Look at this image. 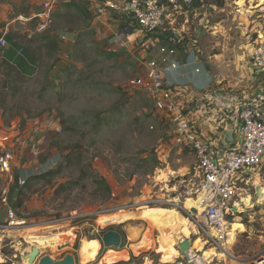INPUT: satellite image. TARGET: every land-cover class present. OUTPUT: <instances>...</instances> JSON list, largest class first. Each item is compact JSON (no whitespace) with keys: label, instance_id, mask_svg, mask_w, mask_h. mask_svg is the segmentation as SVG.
<instances>
[{"label":"rangeland","instance_id":"obj_1","mask_svg":"<svg viewBox=\"0 0 264 264\" xmlns=\"http://www.w3.org/2000/svg\"><path fill=\"white\" fill-rule=\"evenodd\" d=\"M45 1L0 0V38L9 31L8 45L0 47V133L11 134L18 149L12 205L22 188L19 176L28 181L60 164L63 171L50 182L48 177L35 179L27 190L26 201L14 208L22 223L0 229V264H17L15 255L19 252L15 248L30 243L35 246L37 237L69 230L75 237L62 241L58 250L45 249V253L57 259L73 253L79 260L83 240L98 238L102 243L104 233L110 229L123 234L122 246L102 245L97 259L88 264H100L109 249L127 250L129 256H113L107 264H178V240L191 237L185 220L189 210L185 207L189 198H196L192 193L198 184L195 155L172 140L174 126L165 111L145 91L130 84L155 51L149 49L155 37L148 35L152 43L143 41L133 55L113 50L109 43L111 31L105 22L117 15L113 10L102 11L105 0H78L85 13L69 8V0L57 2L52 9L53 23L45 32H37L34 22L18 19L40 12ZM208 2L221 5L222 0ZM43 35L59 43L52 57L42 46ZM181 96L199 99L192 89L184 90ZM170 168L180 170V175L176 174L179 177L171 181V194L180 208L165 203L146 205L135 212L137 219L128 218L145 222L143 233L149 242L153 241L148 248L134 252V242L128 240L124 230L127 221H121V212L114 208L138 199L163 197L154 176ZM257 172L243 195L248 198L243 211L232 219L244 226L228 244L238 259H227L222 264H245L264 251V192L262 188L260 193L257 190L264 187V164ZM101 177L109 183L110 193L95 183V178ZM8 183V176L0 174V197ZM107 210L114 211L103 213ZM71 215L82 217L70 224L62 220ZM152 215L163 217L165 224L151 221ZM72 237L74 240L68 241ZM199 246L195 238V248ZM2 255L7 257L5 262Z\"/></svg>","mask_w":264,"mask_h":264},{"label":"built area","instance_id":"obj_2","mask_svg":"<svg viewBox=\"0 0 264 264\" xmlns=\"http://www.w3.org/2000/svg\"><path fill=\"white\" fill-rule=\"evenodd\" d=\"M59 1L68 0H47L40 12L31 17L21 15L18 19L34 22L37 32H45L53 23L52 9ZM222 1L231 9L236 22L247 19L253 23L256 18L264 17V4L255 3L247 8L246 4L240 5L239 0ZM196 2L197 0H105L102 3V11L105 13L107 10H113L117 15V18L105 22L106 27L111 31L109 43L113 50L126 51L129 55H133L141 49L140 43L143 41L152 43V38H147L148 35L155 37L156 42L149 48L155 49V53L151 51L152 54H149L150 57L144 62L141 74L134 77L130 84L145 91L152 97L155 105L165 111L174 126L172 140L176 145L193 151L196 159L195 177L198 179V184L196 183L197 186L192 193H195L197 198L199 194L203 196L201 203L204 208L201 213L188 209L187 218L203 233L212 246L219 251H224L232 237V219L242 212L239 205L243 204V195L248 191L251 177L255 172L259 173L257 169L264 164V80L251 84V87L240 97L219 94L218 101L212 100L201 104L204 115L213 116L214 123L229 128L232 136L235 137L234 143L226 142L220 152L213 139L205 136L198 129L196 119L193 118L188 107L189 102L182 96V98L178 97L184 90L189 89H192L197 96L202 92L209 94L214 84L212 78L196 84L187 79V84H178L185 79L181 73L184 63L177 54L182 49L193 57L198 51L199 35L202 30L198 28L196 35L192 36L189 29L181 27L178 31L176 26L181 19L185 18V14L196 11ZM185 19L189 22L187 18ZM8 33V30L5 31L0 38V47L8 45L6 37ZM245 35L252 45L250 64L256 73L264 74V35L254 36L250 25L245 27ZM144 50L147 51V49ZM195 72L201 74L202 69L197 67ZM208 99L209 97H206V100ZM211 102H217L218 107H210ZM17 150L11 134L0 133V174H6L9 178L8 186L0 197V229H12L22 223L18 222L19 217L11 203V186L15 182L14 173L17 170ZM18 170L22 171L21 168ZM26 182L25 178L19 176L20 186H24ZM161 190L164 193L163 197L138 199L114 209L115 211L132 210L158 203L179 207L174 195L164 192V189ZM111 211L114 210L103 213L109 214L112 213ZM3 213L4 218H2ZM80 217L82 215H71L62 220L70 224ZM185 238L187 237H181L178 240L177 249L179 243ZM195 238L196 236L193 235V241ZM192 244L189 249V259H186L179 251V257L183 259L182 264H212L213 262L222 264L227 259H238L228 250L226 256L215 257L212 262L203 260L202 252L192 247ZM32 247L30 243L28 247L15 248L19 252L15 255L18 257L17 264H38L40 257L46 254L45 249L55 251L52 246L40 248V254L33 263H30L23 258V255L30 252ZM2 257L5 262L7 257L5 255ZM245 264H264V251L247 259Z\"/></svg>","mask_w":264,"mask_h":264},{"label":"crops","instance_id":"obj_3","mask_svg":"<svg viewBox=\"0 0 264 264\" xmlns=\"http://www.w3.org/2000/svg\"><path fill=\"white\" fill-rule=\"evenodd\" d=\"M208 1L197 0L196 11L184 15L189 22H186V19L183 18L177 24L178 31H180L181 27L189 29L192 36L196 35L198 28L202 30L199 35L198 51H196L194 56L191 57L187 51L180 49L177 57L184 63V67L181 70V73L184 75L183 79H190L195 84L197 82L208 81L211 78L214 80L211 93H200L198 95L199 99L197 98L196 101L193 99L189 100L187 97L183 98L189 102L188 107L191 110L193 118L196 119L198 129L205 136L213 139L216 147L222 152L225 143H234L235 137L232 136V131L229 128L214 123L215 119L213 116H209V114L204 115L201 110V104L205 102L209 103L212 100L218 101L217 97H219V94L225 96L232 95L234 98L240 97L251 87V84H255L261 79L264 80V74L256 73L250 64L252 45L245 35V27L249 25L255 34L254 36L258 34L264 35V17L256 18L253 23L247 19L236 22L233 19L234 14L231 9L223 1L221 5H218L216 2L209 3ZM244 1L247 8L259 2V0ZM197 67L202 69L201 74L195 72ZM206 97H209V101H206ZM210 107L216 108L218 107V103L211 102ZM179 148L190 149L187 147ZM170 169L162 170L154 176V182L160 185V189H164V191L168 189V193L173 192L174 189L171 181L180 175L177 172L180 170ZM245 199L244 202H247ZM200 243L201 246H199L198 251L203 247V243ZM215 257L217 256H213L211 260L213 261Z\"/></svg>","mask_w":264,"mask_h":264},{"label":"bare ground","instance_id":"obj_4","mask_svg":"<svg viewBox=\"0 0 264 264\" xmlns=\"http://www.w3.org/2000/svg\"><path fill=\"white\" fill-rule=\"evenodd\" d=\"M238 2H239V4H241V3H243V0H240ZM258 3H259V5H263L264 4V0H259ZM178 84L184 85V84H187V83H186V80H185L183 82H178ZM200 89L203 90L202 88H200ZM262 189H263L262 192H264V187H262ZM202 198H203V196L201 194H199L198 198L196 196V198L189 199L188 202H187V205L189 207L186 205L185 208H187L189 210H192V211H194L196 213H201L203 211V208H204V206H202V203H201L202 202ZM244 199L242 200L243 204H244ZM243 204L239 205V209L241 211H243ZM138 210H139V208L138 209H132V210L128 209V210L118 211V212H121L120 213L121 221H123V222L127 221V223H125V224H129L131 222H138V221H128V218H130V219L136 218L137 219V216H136L135 212H137ZM117 217H118V215H117ZM102 219L105 220L103 217H102ZM102 219L100 218L99 221L101 222ZM144 219H146V218H144ZM185 220H186V222L188 224V229L190 230V235H191L190 238H192L193 235H195L196 238L199 239V242L203 243V247H201V249L199 250V251L202 252V259L203 260H209L210 261L213 256H217L218 258L226 256V251H228L230 249L228 247V244L230 242L232 243V241L235 240V238H236V236L238 234V231L244 230V226L239 224L240 222H238V221L237 222H233L232 221L231 222V234H232V237L230 238V241L227 243V247L224 249V251L223 250L219 251L217 248H215L214 246H212L209 243L208 239L203 235V233L187 217H185ZM151 221H153L154 223H158V224H163V225L165 224L164 223V218L161 217V216H158V215H152ZM241 226H243V227H241ZM145 227H146V224H145ZM167 227H168V225H167ZM144 231H145V228H144ZM142 233H141V236H140L139 240L131 244V249L134 252H139V251H141L142 249H144L146 247L148 248L150 243L153 242V241L149 242V238H147L148 236L147 237L145 236V232L143 234ZM52 234H54V233H52ZM70 236L75 237V235L70 230L69 231H65V232H59V233L55 234L54 236H50L49 235V237L47 236L45 238L44 237H38V240L36 242H34L33 244H35L36 247H51L52 246L53 248H57L60 245L62 246V244H64V243H62V241H65ZM73 237L68 239V241L70 240V242H72L74 240ZM187 238H188V236H187ZM101 247H102V243H101V241L98 238H86V239H84L83 242H82L81 248H80V257H79L80 263L79 264H88V263H90L92 261H95L97 259V256L99 254V251H100ZM159 247H161V246H159ZM192 247H195V240L193 241ZM116 255H118V256H129V252L127 250H122V251L119 252V251H115L113 249H109V252L106 255V257L103 259V261H101L99 263L100 264H107L108 260H110L111 257L116 256ZM0 260H2L1 257H0ZM79 260H78V262H79ZM148 262H146L145 264H148Z\"/></svg>","mask_w":264,"mask_h":264},{"label":"water","instance_id":"obj_5","mask_svg":"<svg viewBox=\"0 0 264 264\" xmlns=\"http://www.w3.org/2000/svg\"><path fill=\"white\" fill-rule=\"evenodd\" d=\"M260 193V187H258ZM236 210V209H234ZM145 223L142 221L131 222L125 224L124 230L127 233L128 240L130 242H136L139 240L141 233L144 231ZM123 234L117 230L111 229L104 233L102 237V245L105 247H120L123 244ZM193 239L185 238L178 245V250L185 256L186 259L190 258L189 249L191 247ZM40 254V249L36 246L32 247V250L23 255L24 259H27L30 263H33L37 256ZM80 263V260H79ZM178 264L183 263L181 257L177 260ZM38 264H78L77 256L73 253H68L63 259H55L49 254H44L40 257Z\"/></svg>","mask_w":264,"mask_h":264},{"label":"trees","instance_id":"obj_6","mask_svg":"<svg viewBox=\"0 0 264 264\" xmlns=\"http://www.w3.org/2000/svg\"><path fill=\"white\" fill-rule=\"evenodd\" d=\"M66 5L69 8L74 7L78 11L85 13L84 10L82 9V7L80 6V4L78 3V0H69ZM41 40H43V42H44L42 46L46 47L48 49V55L52 57L55 54V52H57V50H58V44L59 43H58L57 39L52 38L49 35H43ZM106 54L116 55V53H114V52H106ZM20 61L22 63L24 60L21 59ZM62 171H63V168H62V165L60 164L57 169H51L48 172H46L45 174L39 175L38 177L30 178L24 186H21L22 188L18 191L17 201L13 205V207L14 208L20 207L26 201V198L28 196L27 190L31 188V185L35 179L48 177L49 182H50L54 177L59 175ZM95 183L99 184V185H103L104 188L109 193L111 192V187L105 178H103V177L95 178Z\"/></svg>","mask_w":264,"mask_h":264},{"label":"flooded vegetation","instance_id":"obj_7","mask_svg":"<svg viewBox=\"0 0 264 264\" xmlns=\"http://www.w3.org/2000/svg\"><path fill=\"white\" fill-rule=\"evenodd\" d=\"M111 230V229H110Z\"/></svg>","mask_w":264,"mask_h":264}]
</instances>
